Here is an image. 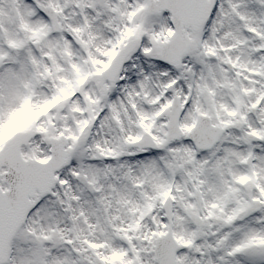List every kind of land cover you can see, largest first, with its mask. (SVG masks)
Returning <instances> with one entry per match:
<instances>
[{
    "label": "snow or ice",
    "instance_id": "snow-or-ice-1",
    "mask_svg": "<svg viewBox=\"0 0 264 264\" xmlns=\"http://www.w3.org/2000/svg\"><path fill=\"white\" fill-rule=\"evenodd\" d=\"M0 264H264V0H0Z\"/></svg>",
    "mask_w": 264,
    "mask_h": 264
}]
</instances>
